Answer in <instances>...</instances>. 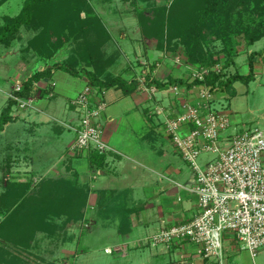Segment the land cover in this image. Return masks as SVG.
<instances>
[{"label":"rangeland","instance_id":"rangeland-1","mask_svg":"<svg viewBox=\"0 0 264 264\" xmlns=\"http://www.w3.org/2000/svg\"><path fill=\"white\" fill-rule=\"evenodd\" d=\"M24 1L20 0L19 4L13 3L11 9H6L10 12L3 11V13L5 12L11 16L19 13V8H23ZM151 2V4H148L149 11H145L143 15L136 11L137 6L147 5L140 0H94L93 2L110 36L109 41L103 46L105 48L104 53L113 58V63L107 69L129 83H136L135 90L132 92H135L136 95L130 93L126 99L117 104L107 103V107L100 117V122L103 129L108 130L106 122L110 112L119 122V130L121 131L118 130V132L113 133V141L111 142L113 145L115 143L121 145L123 153L128 155V158H123L127 166L122 167L126 177L119 180L123 187L127 186L133 189L129 203L143 205L150 200L149 203L156 208H160L166 219L173 216L179 219L182 213L196 214L198 212L197 196L178 188L176 185L177 182H188L192 169L167 136L164 118L160 114L157 115L155 110L159 106L165 109L173 106L174 108L177 107L175 105L176 101H184L185 92L187 93L189 90L193 98L196 89L200 85L195 84L193 87H187L171 83L164 88H160L156 84V80L169 83L170 79L174 78L192 83L196 79L199 80L198 73L205 76L211 70L224 72L226 77L238 72L240 69V73L245 74L249 54L248 51V55L245 54L246 52L242 53L235 57L237 63L234 62L226 67L227 55L222 50V41L215 40L211 42L209 48L204 45V52L207 57L210 50L215 53L212 57V63L194 64L190 62V52L182 40L179 29H172L169 32L165 30L163 33L160 25L159 30H152L150 27V24L152 25L156 20L154 12L150 9L152 5L170 3L171 0H151ZM18 5L19 8H16ZM82 16L84 17L85 13H82ZM3 20L0 21V24L4 22ZM144 26L151 31H145V33L143 31ZM55 33L56 29L50 30L53 41L56 40ZM33 35L32 30L30 32L22 27L19 32L21 38H17L10 46L0 44V71H2V74L0 73V113L8 103L9 93L12 91L16 79H21L23 82L34 71L43 70L46 62H48V59L42 58L43 56H40L39 52L35 51L33 46H30L29 40ZM263 46L264 38L254 45V49L261 50ZM78 50L77 42H71L54 51V53L48 52L52 57L49 62H68ZM257 62H259L257 64L259 68H264L262 59L258 58ZM91 68L90 66L86 67L84 64L79 66L78 70L82 72V70H92ZM57 70L59 71L58 77L61 80L65 76L64 81L66 83L70 79L69 83L74 86L76 84V89L81 86L82 82L76 80L74 75H70L63 69ZM259 73H262V70ZM261 77L264 82V74H261ZM6 78L8 81L5 80ZM37 84L39 87L36 90L34 97L36 100L34 102L41 101L42 98L40 97H43L42 89H48V86H50V83L47 84V80H43L41 83L37 82ZM175 86L182 89L181 92L179 91L181 96L178 95V92L175 93ZM2 87L8 89V91H2ZM214 87H217L214 91L216 97L213 101L215 108L228 113L232 125L235 121L244 122L238 131H241L244 127L255 126L264 129L263 84L257 85L251 81L248 85L238 81L234 84L236 95L232 98H229L228 90L224 86L215 85ZM110 89L116 91L119 88L111 87L106 91ZM231 99H233L232 106L230 105ZM137 101H141V103L139 102V104ZM236 105L241 108L239 114L234 112ZM23 112H26V109H19L14 106L13 116H16L18 120H16V123L11 121L8 132L4 136L0 135V194L7 190V181L32 182L28 194L36 193L43 180L51 176L43 174L47 169H44V167L50 165L58 157V155L55 156L56 154L52 153L51 147L45 146L50 151L46 155L36 154L37 156L34 159L30 152L24 151L21 141L18 142L17 146H20L18 150L8 148L14 137L20 136L24 139L30 136L24 122L21 120ZM231 129L232 127L227 133L231 134ZM17 139L19 141V138ZM37 149L39 150V146H37ZM11 152L13 163L10 166L13 168L7 171L8 162L5 158ZM79 158L83 162L88 160L90 166L89 156L72 157L69 154V148L63 157L65 162ZM211 158H213V154L202 153L198 161L203 165ZM35 164L37 173L33 174L30 170L34 168ZM25 168H28L29 171ZM74 170L81 181L82 174L77 169ZM96 171L94 169V175H91L93 178L101 175V172L97 173ZM94 184L99 185V181H95ZM107 204L109 203L104 201V204L98 206H88L83 221L69 222L64 228L60 229L55 238L49 237L43 232H38L31 240L28 248L16 246L11 242L0 239L1 247L10 251L15 258L21 259V262H18L15 258L12 260L11 256H7V264H203L196 254L193 255V258L185 260V253L195 251L193 244L186 245L185 250L180 247L177 249L172 248L173 251L164 246L156 247L150 244L138 246L135 239L151 234L154 226L149 227L147 231L144 228L149 225L148 223L143 226L144 230L142 229V231L138 229L139 227L132 228V231L130 228L128 229V233L131 231L129 237L126 236L127 233L126 235L119 233L117 231L119 218L114 221L111 218L112 212L103 209L104 205ZM194 205L196 206L193 208ZM153 206L150 208H153ZM1 208L0 205V210ZM12 210L10 209L8 212ZM4 218L5 214L1 215L0 220ZM93 219L95 222L92 224ZM134 222L138 223L140 221L135 219ZM170 223H175V220ZM123 228L128 227L123 226ZM222 238L228 264H264V252H261L264 247L259 250L258 256L253 261L249 251L241 247V243L237 241L234 234L223 233ZM119 245L122 246V253H126V255L117 252L112 254L105 252L106 246L114 248ZM164 248L170 249L171 252L162 253L163 251L160 249ZM179 252L183 253L184 257L182 259ZM182 260L185 261L182 262ZM0 264H5V262L0 260Z\"/></svg>","mask_w":264,"mask_h":264},{"label":"trees","instance_id":"trees-1","mask_svg":"<svg viewBox=\"0 0 264 264\" xmlns=\"http://www.w3.org/2000/svg\"><path fill=\"white\" fill-rule=\"evenodd\" d=\"M2 1L0 0V3ZM140 1L147 4L136 7V11L143 15L145 11H149L148 4L152 2ZM93 2L94 0H25L18 15L4 18V22L0 24V44L10 46L17 38H21L19 32L23 27L34 32L29 40L30 46H33L42 58L48 59L45 68L34 71L23 83V90L15 92L16 96H35L39 87L36 88L35 83L51 78L52 72L57 69H63L72 75L85 76L89 84L106 90L117 87L126 94L135 90V82L129 83L107 69L113 63V58L104 53L103 46L110 36ZM150 9L156 16L154 23L150 24L151 29L159 30V25L163 33L165 30L169 32L179 29L190 52V62L194 64L213 62L215 53L209 49L207 57L204 52V47L209 48L212 41H222V50L227 55V67L235 62V57L244 53L245 47L252 46L264 38V0H171L170 3H158L156 6L153 4ZM82 13H85L84 17ZM143 28L144 32L151 31L146 26ZM53 29H56L55 41L50 35V30ZM74 41L79 47L74 57L65 63L49 62L52 57L48 52L54 53ZM257 58L264 61V48L249 54L247 74L236 72L226 77L224 72L211 70L204 81L187 83L185 80L173 78L169 83L156 80V84L160 88L171 83L187 87H193L195 84L220 85L228 90L229 98H232L236 95L234 83L239 81L249 84L255 79L254 62ZM84 64L86 67H92V70L79 71V66ZM49 92L47 88L42 89L43 96ZM16 105L14 98L8 99L6 107L0 113V131L14 120L13 109ZM89 157L91 168L104 170L108 165L106 154L92 151ZM7 166L9 168L10 164L7 163ZM31 186L32 182H6L7 190L0 194V214H5V218L0 220L1 240L28 248L38 232L55 238L60 229L69 222H81L86 217L91 189L89 184L79 180L77 173L46 177L39 190L29 195ZM123 193L127 199V192ZM108 200L116 201V195L107 190H100L97 206L104 204V201L109 203ZM113 201L104 205L103 209L112 212L111 218L120 217V222L122 219L126 220V223L120 224L119 230L128 233L131 228L129 216L139 208L134 206L124 209L120 203ZM10 209L13 210L8 212ZM7 256H11L12 260L15 258L10 251L0 246V260L5 264L8 263ZM15 259L21 262L20 258V261Z\"/></svg>","mask_w":264,"mask_h":264},{"label":"built area","instance_id":"built-area-1","mask_svg":"<svg viewBox=\"0 0 264 264\" xmlns=\"http://www.w3.org/2000/svg\"><path fill=\"white\" fill-rule=\"evenodd\" d=\"M206 75L198 73L197 77L204 81ZM26 80L16 79L9 93L19 109L30 108L36 100L35 96L15 95L23 90ZM38 86L36 82L35 87ZM216 88L200 84L194 88L193 98L188 90L184 101H176L177 107L159 106L155 110L164 118L167 136L192 169L188 182L176 185L197 196L198 212L187 221L135 240L138 246L150 244L170 249L193 244L195 251L189 256L196 254L203 264H228L223 233L234 234L252 258L264 247V129L244 127L227 133L232 123L228 113L214 106ZM175 90L179 95L182 89L175 86ZM105 92L106 89L87 83L73 98L77 122L73 128L76 135L69 146L72 157H88L92 151L108 154L113 150L100 122L107 106ZM202 153H211L213 158L201 165L198 160ZM105 252L122 253V246L106 247Z\"/></svg>","mask_w":264,"mask_h":264},{"label":"crops","instance_id":"crops-1","mask_svg":"<svg viewBox=\"0 0 264 264\" xmlns=\"http://www.w3.org/2000/svg\"><path fill=\"white\" fill-rule=\"evenodd\" d=\"M19 1L20 0H3L0 3V21L3 20L6 16L14 17L20 13L21 9L19 8V5L18 7H16V8H19V13L13 16L8 15L5 12L3 13V11H6V9H11V6L13 3L19 4ZM6 12H10V10H7ZM255 44L249 47H245L244 52H246L245 53L246 55L250 54L252 51H260V50L254 49ZM263 48L264 46L261 48V50ZM247 51H248V54H247ZM247 58H248V67H246V69L249 72V57ZM257 59L254 62V71L256 75H255V79L252 82H255L257 85H262V84L264 85L263 78L261 77V74L262 75L264 74V68L258 67L257 64L259 62H257ZM235 63H237L236 59H235ZM240 70L238 71L239 73H240ZM260 70H262V73H259ZM247 71L245 72V74L248 73ZM58 72H59L58 70H54L52 72V77L47 79V84L50 83V86H48V89L50 90V92L47 93L45 96L40 97L42 98L41 101L34 102V106L32 105V107L26 109V112H23L22 114L21 120L24 122V126L26 130L30 133L29 138L23 139V138H20V136L14 137L10 141V145L8 148L18 150L20 146H17V145H18V142L21 141V143L23 144L24 151L30 152V155H33L34 159L37 156L36 154L46 155L50 151V149H52V153H55L56 154L55 156L58 155V157L57 159H54L50 165H46V167H44V169L45 168L47 169L43 174L51 175L54 177H59V176L71 175L73 172H75L74 169H77L82 174L80 177L81 181L83 183L89 184L90 189H91L89 200H88L89 207L97 205L98 192L100 190H107L108 192H111L113 195H116V201L115 200L114 201L112 200V201L115 203H120L124 209L136 206L139 209L135 210L129 216L130 222H131V231H132V228H136V227H139L138 229L142 231L143 226H145L146 223H148L149 225L148 226L146 225L144 229L147 231L149 227L154 226L152 227L153 228L152 229L153 231L151 232L152 234L164 227L171 226L175 223L184 222V221L191 219L195 214H191V213L189 214V212L187 214L182 213L179 219H176L175 216L166 219L164 213L161 211L160 208H156L151 203H149L150 200L147 203H144L143 205H141L140 203L138 205L129 203L130 196L132 194L133 189L132 187H127V186L123 187L120 184V180H119V179L126 177L125 172L122 171V167L127 166L126 162L123 161V158L124 157L128 158L127 157L128 155L123 153L121 149V145L116 144V143L113 145V143L111 142L113 141V136H114L113 133L118 132L120 128L119 122L117 121V119L115 118L112 112L109 113V116L106 122V124L108 125V130L105 129V137L108 140L113 150L109 152L108 154H106L107 162H108L107 167L104 170L96 171L97 173L101 172V175L96 176L94 178L92 177L94 175L93 174L94 168H91L89 166L88 160L86 162H83L82 160H80L81 158H79L75 160L70 159L65 162L63 157L66 154L70 144L73 142L75 135H76L73 128L77 122V117H76L74 106L71 104V102L73 98L77 96V94L86 86V84L88 83V80L85 76L74 75L76 80L78 79L82 82V84L80 83L81 86H79V88L76 89L75 87L76 84L74 86L69 83L70 79L67 80V83L64 81L65 76L63 77V80H61V78L58 77ZM0 73L2 74V71H0ZM241 74H244V73H241ZM5 80H7V78ZM9 80H12V79H9ZM1 89L2 91H8V89H5L4 87H2ZM247 93H248V90H247ZM132 94L136 95L135 92ZM128 95L130 94L124 93L122 89H117L116 91H113L112 89H110L104 93L103 98L106 101V103L117 104V103H120L123 99H126ZM137 102L141 103V101H137ZM143 102H145L144 99H143ZM232 103H233V99H231L230 101L231 106H232ZM234 112L236 114L241 113V108L236 105V108H234ZM16 120L18 119H16V116H15L12 122L16 123L17 122ZM10 123L11 122L7 123L4 126L3 130L0 131V135L4 136L8 132ZM243 124L244 122L242 121L241 122L235 121V123H233V125L231 126L232 132H235V131L237 132L241 128V125ZM26 130L24 129V131ZM232 132L231 134H233ZM17 138H19V141ZM37 146H39V150L37 149ZM45 146L48 148L49 147L51 148L47 149L45 148ZM263 159H264V156H263ZM5 160L9 164L13 163L12 152L6 155ZM12 168H13L12 166H10L9 168L7 166V171H10ZM36 168L37 167L35 164L34 168L30 170V172L33 174H36L37 173ZM25 170L29 171L28 168H25ZM57 174L59 176H55ZM95 181H99V185H95L94 184ZM124 191L127 192V199L125 197V193H123ZM112 201L110 200L109 203H111ZM125 204L127 205L126 207H125ZM152 206L153 208H150ZM195 206L196 205H194L193 208ZM155 211H156V214H155ZM136 216L138 217L136 218ZM117 218H119V221L117 222V231L119 233L126 235V233H123L119 230L120 224L122 225L123 223H126V220L122 219V222H123L122 223L120 222L121 221L120 217H116L112 219L116 221ZM135 219H137V221L139 220L140 222L135 223L134 222ZM174 220H175V223L173 224L170 223ZM91 222L93 224L95 222L94 219ZM131 231L127 233L126 236H128L131 233ZM160 250L163 251L162 253H167V251L171 252L170 249H165V248L160 249ZM171 250L173 251V249ZM183 250L185 249L183 248ZM261 252L263 253L264 250ZM179 253L181 254V259H182L184 257L183 253L181 252ZM189 254L190 253H187V254L185 253L186 255L185 260H187L188 258L191 259V256H189ZM258 254H259V251L257 252L255 257H257ZM123 255H126V253H124ZM255 257L252 258L251 256L253 261H255ZM185 260H182V262H184Z\"/></svg>","mask_w":264,"mask_h":264}]
</instances>
